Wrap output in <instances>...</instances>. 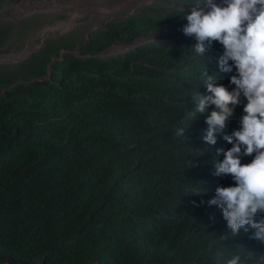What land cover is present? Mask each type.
I'll return each mask as SVG.
<instances>
[{
	"label": "trees",
	"instance_id": "obj_1",
	"mask_svg": "<svg viewBox=\"0 0 264 264\" xmlns=\"http://www.w3.org/2000/svg\"><path fill=\"white\" fill-rule=\"evenodd\" d=\"M162 13L113 22L80 53L61 54L73 48L66 36L0 64V264H227L264 253L251 233L232 236L222 210L207 204L217 186L234 184L212 164L216 149L232 145L222 135L214 146L200 139L207 114L184 120L193 95L207 94L204 62L189 50L195 40L179 34L99 55L183 19L179 9ZM222 52L215 42L206 67L227 86Z\"/></svg>",
	"mask_w": 264,
	"mask_h": 264
},
{
	"label": "clouds",
	"instance_id": "obj_2",
	"mask_svg": "<svg viewBox=\"0 0 264 264\" xmlns=\"http://www.w3.org/2000/svg\"><path fill=\"white\" fill-rule=\"evenodd\" d=\"M188 7L190 12H185ZM177 9L183 13L180 24L161 31L151 41L128 44L136 48L179 34L195 40L189 50L194 58L204 62L201 79L207 94L198 91L193 95L195 107L185 113L184 120L193 122L199 115L207 114L205 123L208 127L201 130L200 139L214 146L218 135H222L232 145L226 150L216 149L212 164L213 175H230L234 184L217 186L214 197L207 204L222 210L232 236L243 231L251 233L249 239L264 244V219H255L264 216V0H192L191 4H180L170 12ZM182 26L184 33H178ZM174 32L176 34L171 36ZM140 38L144 40L145 37ZM215 42L223 48L217 61L220 73H231L227 86L221 82L219 73L213 71L209 74L206 67V62L211 59L206 53ZM131 46L118 52H114L118 48L106 52L107 47L99 55L121 54L134 49ZM241 106L239 127L231 133H224L237 107ZM185 129L177 128L175 135L185 136ZM245 157H251V161L242 163ZM193 191L195 195L202 193L199 189ZM227 264H264V253L247 251L243 258L234 255Z\"/></svg>",
	"mask_w": 264,
	"mask_h": 264
},
{
	"label": "rangeland",
	"instance_id": "obj_3",
	"mask_svg": "<svg viewBox=\"0 0 264 264\" xmlns=\"http://www.w3.org/2000/svg\"><path fill=\"white\" fill-rule=\"evenodd\" d=\"M183 3L189 5L192 0H85L75 6H66L54 0H20L9 3L0 7V64L24 62L43 49L48 40L57 38L61 33L66 34L62 37L70 36L74 39L70 40L73 43L72 50L62 49L61 53H68V50L78 53L91 35L115 22L134 17L139 19L144 14L154 19L162 12L170 13ZM186 12H190V7ZM69 21H72L71 28L62 27ZM45 28V34H41ZM149 32L144 40L138 38L136 41L146 42L156 37L155 32ZM119 43L118 46L110 45L112 47L109 46L106 52L114 48H118L114 51L118 52L131 46ZM28 50H31L30 53Z\"/></svg>",
	"mask_w": 264,
	"mask_h": 264
},
{
	"label": "bare ground",
	"instance_id": "obj_4",
	"mask_svg": "<svg viewBox=\"0 0 264 264\" xmlns=\"http://www.w3.org/2000/svg\"><path fill=\"white\" fill-rule=\"evenodd\" d=\"M62 24V23H60ZM73 25H72V21H69L67 23H65L62 27H66L67 29L71 28ZM45 31H46V28L44 30L41 31V34H45ZM35 47V46H34ZM31 51V50H30ZM30 51L28 50V52L30 53Z\"/></svg>",
	"mask_w": 264,
	"mask_h": 264
},
{
	"label": "water",
	"instance_id": "obj_5",
	"mask_svg": "<svg viewBox=\"0 0 264 264\" xmlns=\"http://www.w3.org/2000/svg\"><path fill=\"white\" fill-rule=\"evenodd\" d=\"M66 34L64 33H62V34H60V35H58L57 36V38H60V37H62V36H65ZM63 55V54H62ZM7 57V56H6ZM59 59H60V57H58ZM57 58H55L54 59V61L56 60ZM52 65H53V63H51L50 65H49V67L51 68L52 67ZM49 72H50V70H49ZM49 76H43V77H41L40 79H46V78H48Z\"/></svg>",
	"mask_w": 264,
	"mask_h": 264
},
{
	"label": "built area",
	"instance_id": "obj_6",
	"mask_svg": "<svg viewBox=\"0 0 264 264\" xmlns=\"http://www.w3.org/2000/svg\"><path fill=\"white\" fill-rule=\"evenodd\" d=\"M18 1H20V0H18ZM21 1H24V0H21ZM57 1H60V0H57ZM152 1V0H151ZM154 1V0H153ZM188 23V22H187ZM186 23V24H187ZM182 28H183V26L180 28V29H178V33H184L183 31H182ZM176 34V32H174L173 34H171V36L172 35H175ZM152 39V38H151ZM151 39H148V41H151ZM153 40V39H152ZM131 47H133L134 48V46H131ZM129 49V48H128ZM112 54V53H111Z\"/></svg>",
	"mask_w": 264,
	"mask_h": 264
}]
</instances>
